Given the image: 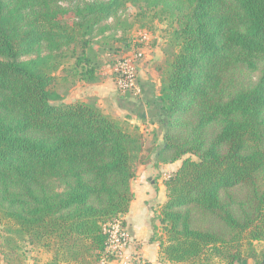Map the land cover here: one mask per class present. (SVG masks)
Masks as SVG:
<instances>
[{
  "label": "trees",
  "instance_id": "16d2710c",
  "mask_svg": "<svg viewBox=\"0 0 264 264\" xmlns=\"http://www.w3.org/2000/svg\"><path fill=\"white\" fill-rule=\"evenodd\" d=\"M129 4L173 21L156 107L130 110L163 127L159 162L183 159L157 210L161 257L264 264V0H0L3 264H25L26 243L44 264L115 258L107 226L130 210L145 136L95 100L65 101L56 73L70 54L94 80L93 39Z\"/></svg>",
  "mask_w": 264,
  "mask_h": 264
},
{
  "label": "rangeland",
  "instance_id": "374dc122",
  "mask_svg": "<svg viewBox=\"0 0 264 264\" xmlns=\"http://www.w3.org/2000/svg\"><path fill=\"white\" fill-rule=\"evenodd\" d=\"M139 12L140 9L137 6L129 4L127 8L120 12L116 19L109 20L111 29L101 35L98 33L95 35L93 39L94 50L90 52V55L96 61L97 65L94 80L89 81L81 79L79 74L76 73V68L73 69L76 62L75 58L71 57L70 54L63 56L62 67L56 73V88L62 94L65 101H83L84 99L79 98V96L85 98L87 91H92L93 88L99 86L105 88L108 93L112 91L117 94H122L119 83L120 76L118 73V70L122 67L130 68L131 71L136 74L137 80L142 69L148 70L150 68L152 72L149 71L148 75L154 79H160L161 82L162 77L157 69V64L163 60L164 49L168 47L170 42L173 31V21L169 17L163 19L161 17H154L153 14L155 11H149L146 14L138 16L137 14ZM123 36L127 38V42L120 39ZM116 49L120 50L116 52ZM156 56L157 58L160 57L158 61L155 60ZM83 66L84 64L80 65L79 71ZM237 76L251 83L256 75H252L247 71H241L239 73L237 72ZM83 92H85V94H83ZM128 93H134V91H128ZM86 99L97 101L99 106H101L106 113L121 119H129L133 124H138L140 126L145 136V147L143 159L142 162L139 163V166L140 164L146 163L148 156L147 152H149L148 149L153 148L155 144L158 143L160 136L156 135L151 137V127L147 126L146 122L135 120L122 113L113 95L107 98L101 97V102H99L96 97H89ZM148 135H150L151 138H149ZM163 139L165 140L164 137ZM188 156L194 159L197 158L195 155L191 154L185 155L183 158ZM182 160L178 161L182 162ZM170 174L169 172H159L154 175L156 179H158L156 184L158 185L160 183L163 187L161 191L159 186H157L158 188L155 192L157 197L162 196L164 198L165 194L167 200L165 182ZM143 182L145 184L150 183L147 178H144ZM138 185L141 184L138 183L137 177L132 180V189L134 193L136 188H140ZM160 205L161 204L155 203V206L160 207ZM2 228L3 225L0 224V240L3 234ZM158 228H160V231L157 233L161 234V224ZM23 253L25 255V264H44L46 262V256L41 253L39 246L26 243ZM111 261L116 260L113 259ZM1 262L2 257L0 254V264Z\"/></svg>",
  "mask_w": 264,
  "mask_h": 264
},
{
  "label": "crops",
  "instance_id": "0c3cea01",
  "mask_svg": "<svg viewBox=\"0 0 264 264\" xmlns=\"http://www.w3.org/2000/svg\"><path fill=\"white\" fill-rule=\"evenodd\" d=\"M159 59L160 57H155L156 61ZM149 71L152 72L150 68L148 70L142 69L140 71L139 79L142 81L144 87L142 86L141 89L139 86L138 94L128 92L117 94L112 91L108 93L105 88L99 86L96 88L92 87L93 90L87 91L86 94L83 92V94H85V98L82 96H79V98H82L84 99L83 101H85L87 100L86 98L96 97L99 102H101V97L107 98L113 95L115 102H117V105L122 113L126 114V116L134 118L135 120L146 122L147 126L151 127V137L156 135L160 136L158 143H156L153 148L148 149L149 152H147V162L140 164L139 166L137 176L135 178L138 177V183L141 185H138L140 188L135 189V198L131 203L129 212L123 215L124 226L127 230H129L132 236V240L125 252L128 256H131L132 264H170L161 257L159 251L160 245L157 239L160 235L157 233L160 231V228H158L160 220L157 216L159 206H155V203L163 204L166 201V196L164 194L165 199L162 196L157 197V194L155 193L158 188L157 186H159L161 191L163 187L160 183L158 185L156 184L158 179H156L154 175L159 172L172 173L178 169L181 162H159V149L165 143V140L163 139V127L157 121L152 122L151 116L149 115L145 119H141L135 113L130 111L139 109L143 105L144 111L149 113L151 108L156 107L153 100H155V98L159 95L161 82L160 79H154L149 76ZM150 101L151 104L149 105ZM148 137L151 138L150 135H148ZM144 178H147L150 183L145 184L143 182ZM155 230L157 232H155ZM117 261L118 260H110L106 264H119ZM1 264H3V262H1ZM248 264H253V261L250 259Z\"/></svg>",
  "mask_w": 264,
  "mask_h": 264
},
{
  "label": "built area",
  "instance_id": "2783aa9c",
  "mask_svg": "<svg viewBox=\"0 0 264 264\" xmlns=\"http://www.w3.org/2000/svg\"><path fill=\"white\" fill-rule=\"evenodd\" d=\"M118 73L120 76L119 83L121 92L134 91V94H138L139 85L136 74L128 67H122L118 70ZM107 232L109 234L107 253L114 255V259H118L119 264H132L131 256H128L125 252L132 240V236L124 226L123 221L121 219H115L109 223ZM107 262L108 259L104 258L102 264H106Z\"/></svg>",
  "mask_w": 264,
  "mask_h": 264
},
{
  "label": "water",
  "instance_id": "95a60500",
  "mask_svg": "<svg viewBox=\"0 0 264 264\" xmlns=\"http://www.w3.org/2000/svg\"><path fill=\"white\" fill-rule=\"evenodd\" d=\"M122 217H123V215H122Z\"/></svg>",
  "mask_w": 264,
  "mask_h": 264
}]
</instances>
